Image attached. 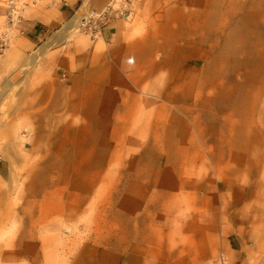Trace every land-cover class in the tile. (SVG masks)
I'll use <instances>...</instances> for the list:
<instances>
[{
	"label": "rangeland",
	"instance_id": "374dc122",
	"mask_svg": "<svg viewBox=\"0 0 264 264\" xmlns=\"http://www.w3.org/2000/svg\"><path fill=\"white\" fill-rule=\"evenodd\" d=\"M111 1L0 55V264H264V0Z\"/></svg>",
	"mask_w": 264,
	"mask_h": 264
},
{
	"label": "crops",
	"instance_id": "0c3cea01",
	"mask_svg": "<svg viewBox=\"0 0 264 264\" xmlns=\"http://www.w3.org/2000/svg\"><path fill=\"white\" fill-rule=\"evenodd\" d=\"M104 1L105 0H42L36 6L23 10L22 22L17 29L21 31V35L27 39L29 44L36 48L50 32L54 31V29L57 30L62 22L65 24L72 20L73 26L76 27L75 18L86 2L90 7L94 8L92 11H100L111 2V0H109L103 8L99 9ZM127 5L129 6L128 3ZM86 9L89 10V8ZM113 21L115 20H112L104 28L102 39L106 36V32L110 27L109 25ZM191 250L192 252L189 251L186 253L187 250L182 252L186 254L184 256L179 254L172 258H167L166 260L143 257L137 258V262L141 264H202L207 262L211 256L207 235L203 236L202 241L197 243L196 247H193ZM191 254L195 256V259H191ZM167 257H169L168 254Z\"/></svg>",
	"mask_w": 264,
	"mask_h": 264
},
{
	"label": "built area",
	"instance_id": "2783aa9c",
	"mask_svg": "<svg viewBox=\"0 0 264 264\" xmlns=\"http://www.w3.org/2000/svg\"><path fill=\"white\" fill-rule=\"evenodd\" d=\"M39 1L40 0H7L5 10L6 27L11 28V30L17 29L21 20L20 12L28 6H34ZM128 14L129 10L127 3L115 7L113 1L108 3L100 11H92L82 8L75 18L76 29L80 34L91 39L101 38L104 28L112 20L125 18ZM8 42H10V38L7 33H0V55L6 50ZM209 264H228V262L224 255L219 253Z\"/></svg>",
	"mask_w": 264,
	"mask_h": 264
},
{
	"label": "bare ground",
	"instance_id": "6f19581e",
	"mask_svg": "<svg viewBox=\"0 0 264 264\" xmlns=\"http://www.w3.org/2000/svg\"><path fill=\"white\" fill-rule=\"evenodd\" d=\"M42 0H40L39 2H41ZM38 2V3H39ZM37 3V4H38ZM37 4H35L34 6H36ZM6 6H7V0H6V3H5V10H6ZM34 6H28V7H26V8H24L23 10H25V9H27V8H31V7H34ZM23 10L20 12V23H19V26H20V24H21V22H22V13H23ZM78 15V14H77ZM72 21V20H71ZM70 21V22H71ZM73 22H74V19H73ZM72 23V22H71ZM71 23H68V25H67V27H68V29H71V27H72V24ZM18 26V27H19ZM16 30V29H15ZM2 32H5V33H7V35H8V37L10 38V41H11V39H12V33L14 32V30H11V28H9V27H6V21H5V24H4V26L3 27H1L0 28V33H2ZM9 44H10V42H8V45H7V47H6V49L9 47ZM5 51V50H4ZM3 51V52H4ZM3 54V53H2ZM34 57H36V56H34ZM33 57V60L34 59H36V58H34ZM32 58V57H31ZM224 59V58H223ZM219 63H222V62H219Z\"/></svg>",
	"mask_w": 264,
	"mask_h": 264
}]
</instances>
